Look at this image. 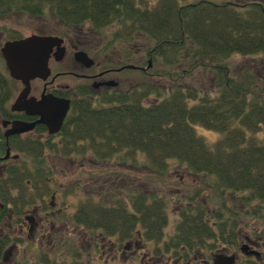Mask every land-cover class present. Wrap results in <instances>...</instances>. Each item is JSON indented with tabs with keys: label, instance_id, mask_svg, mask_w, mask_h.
<instances>
[{
	"label": "trees",
	"instance_id": "obj_1",
	"mask_svg": "<svg viewBox=\"0 0 264 264\" xmlns=\"http://www.w3.org/2000/svg\"><path fill=\"white\" fill-rule=\"evenodd\" d=\"M180 1L140 7L134 0H0V16L51 9L68 27L64 34L87 24L95 31L116 25L109 43L89 49L103 65L143 67L152 60V68L140 71L138 83L128 89L73 102L59 139L40 141L36 152L31 145L16 147L25 158L8 164L0 176V203L10 202L14 210L9 219L0 209V264H126L116 253L134 240L154 259L184 264L195 256L194 264H206L220 252L237 251L242 234L255 238L264 227V143L255 135L264 126V79L248 68L234 76L228 63L234 54L264 56V8L220 4L213 11L209 0ZM130 40L137 43L132 50L116 45ZM198 70L212 74L216 94L190 81ZM197 126L217 132V140H205ZM3 146L0 141V154ZM49 152L71 157L79 167H107L99 176L104 183L92 184L93 193H82L79 181L75 189L59 190L62 198L73 189L79 196L72 212L53 213L49 207ZM126 167L149 171V187ZM130 175L126 183L124 176ZM177 177L197 178L201 185L181 183L186 185L181 194L168 186ZM31 178L35 194L25 186ZM35 204L52 222L46 248L29 242L28 255L4 262L9 246L23 244L8 224ZM66 226L72 235L82 231L91 246L63 237ZM102 241L114 245L112 261L90 256L99 253Z\"/></svg>",
	"mask_w": 264,
	"mask_h": 264
},
{
	"label": "flooded vegetation",
	"instance_id": "obj_2",
	"mask_svg": "<svg viewBox=\"0 0 264 264\" xmlns=\"http://www.w3.org/2000/svg\"><path fill=\"white\" fill-rule=\"evenodd\" d=\"M212 9L214 11V8L220 4L222 5H229L235 9H241L245 10L249 7V5H258L261 8H264V0H209ZM159 2V1H158ZM158 4V3H157ZM73 31V28L70 30ZM74 33L73 37L71 36H64L63 37V43L65 48V55L60 61H56L54 56L51 55L49 59V66L51 69V75L44 81L39 78H34L30 80V91L28 95L26 96L28 98H33L36 101L39 100L43 95L51 94L53 96L67 99L70 101V108L64 118L63 124L61 125L60 129L55 133H49L48 128L46 125L42 123H38V120L40 116L38 114H29L25 110H12V103L14 100L18 97V95L21 93L24 85L20 80H16L12 78L7 70L4 58L0 51V60L3 62V67L0 66V86L3 83H6L4 87L0 89V141L4 144L2 147V152L0 154V176L5 172L6 167L8 164L13 163L14 161L21 160L20 158H25L23 155L24 153L20 150H23V146H26L29 148V146H32V151L36 152V146L45 140L51 138L52 140H56L57 138H60L61 130L64 126V123L67 121V118L69 117L73 102L80 101V99H89L91 101L95 100L96 98L100 97L105 92L113 91L115 89L119 88V84L122 83L118 79L114 80L113 74H119L123 70H118L119 66H106L102 64V61L93 59V64L90 67H86L85 65L81 64L79 61H76L74 59V54L77 51H83L87 53L88 55L91 54V51H89L91 47L90 43L92 40L90 37H88V34L83 31ZM70 57L71 66H66L65 68H61L59 66H51L52 60L55 62H61L64 59ZM65 61V60H64ZM259 63V61H258ZM263 66L264 62L259 63ZM253 65H257L256 61L253 63ZM119 67V68H118ZM77 68L78 72L73 71V69ZM262 68V67H261ZM256 68H253V70ZM55 70V72H53ZM254 72V71H253ZM255 74L258 76V79L263 80L264 77L261 74H258L255 72ZM63 76H73L76 79L80 80V84L76 86L70 87L68 84H61L58 85V79ZM35 88H38L37 90ZM82 89L79 91L78 89ZM85 91L86 94H82ZM81 92V94H80ZM20 122V123H34V126L27 131H23L21 133H13L9 134L8 137H6V134L9 130L12 129L13 124ZM20 146V150H16V147ZM9 149V155L6 156L7 150ZM54 154L56 157L61 159H67L71 160L73 162L71 157L62 156L61 154H55V153H48ZM46 155V156H47ZM47 158V157H46ZM25 186L31 190L32 194H35V187L32 184V178L27 179L25 181ZM62 186L57 188V190H61ZM56 190V191H57ZM58 190V191H59ZM54 193L52 192L50 195V200H48L49 207L54 211L53 213H61L62 211L68 212L66 210L67 205L64 203H60V205L54 201ZM258 203H262L259 202ZM12 203L5 202L0 203V209H4V214L7 213V217L10 219L11 214H13L14 210L12 209ZM65 205V206H64ZM5 206V207H4ZM264 206V205H262ZM50 212V214H53ZM42 214V216H41ZM38 216L40 221L43 222L45 220H48L49 214L46 212H43L39 205L35 204L33 206H30L28 208H25L21 215L17 216L16 222H10L8 224V227L12 230H14L15 234L12 235L13 238L17 239H28L32 241L33 239H29V234L33 232L37 228L36 232V239L35 243L39 245V241L43 242V238L45 235V230L43 225L38 224ZM28 221V222H27ZM261 221H264V217H261ZM29 223V227L27 228V231L25 230V224ZM52 223V222H51ZM11 224H14L11 225ZM16 230V231H15ZM47 230L51 233L50 227L47 228ZM27 232V233H26ZM255 238L251 237L250 235L242 234V239L240 240V245L237 251H224V254L226 255H234L235 256V264L240 261V264H264V227H259L258 231L256 232ZM52 234V233H51ZM28 235V236H26ZM50 237V236H49ZM48 237V238H49ZM134 241H130L132 243ZM112 248H113V244ZM247 245V247L245 246ZM40 246V245H39ZM128 246V244H127ZM242 247H246L245 251L247 254H243L241 252ZM16 249V244H13L9 246V249H6V251L3 253V261L6 263L11 262L13 258L8 259L6 257L7 254H10L11 251ZM114 250V249H113ZM254 252V253H251ZM149 252H147L146 258L147 261L145 264H158L159 261L165 259V258H152L149 256ZM116 257V255H111L109 258L111 261ZM214 258V255L210 257V261H206V264H211L212 260ZM198 257H191L188 261H186L184 264H194L198 263ZM194 262V263H193ZM250 262V263H249Z\"/></svg>",
	"mask_w": 264,
	"mask_h": 264
},
{
	"label": "rangeland",
	"instance_id": "obj_3",
	"mask_svg": "<svg viewBox=\"0 0 264 264\" xmlns=\"http://www.w3.org/2000/svg\"><path fill=\"white\" fill-rule=\"evenodd\" d=\"M158 1L159 0H134L135 4L140 7H145V6L147 7V5L150 7L156 6ZM186 1H193V0H186ZM180 3H185V1L181 0ZM67 28L68 27L66 26V24L62 23L59 20L58 16L49 8H45L43 12L38 13V14L37 13L30 14L27 12L14 11L4 16H0V47L3 45L6 39H8L11 35L27 36L30 34H41V35L63 34V36L73 37L74 36L73 34L76 33V28L74 27L73 31H67L68 33L64 34V31ZM115 29H116V25H111V26H107L105 29L101 31H95V30H92L87 24L83 26L82 31L85 32V34L87 33L88 37H90L91 40L95 41V44L88 48L95 49L96 47H99L100 45L103 46L109 43L112 37V32ZM116 45H122L123 47L126 46L128 48L126 49V51L127 50L129 51V50H132L133 46L136 47L137 43H134L133 40H130V41H125V42H118ZM92 55H93V52H92ZM105 55H107V53H102L101 57H104V58L109 57L108 55L107 56ZM64 60L61 62H55L54 60H52V62L50 63L52 67L59 66L61 68H65L67 65L71 66L70 57ZM110 60H114L115 62V59L111 58ZM255 61L257 65H253ZM258 61L259 63L264 62V56H242L240 54H234L230 57V59L228 60V63L231 68V73H233L234 76H240L243 69L248 68L254 72H257L258 74H261L264 77V64L262 66L258 63ZM0 66L3 67V62H1V60H0ZM253 68H256V69L253 70ZM73 71L78 72L77 68L73 69ZM53 72H55V70H53ZM209 74L212 75L209 71L198 70L195 72L193 78L190 81L194 82L195 85L199 87L200 89L207 91L211 95H214L216 94V89L214 86V81L212 80ZM113 76L115 77L114 80L118 79L120 82H122L119 84V88L121 89H128L130 85L137 84L139 79L141 78L139 71H135V70L122 71L121 73L117 75L113 74ZM80 82H81L80 80L76 79L73 76H63L58 79L57 84L58 85L68 84L70 87H72V86H76L80 84ZM186 83H188V81H186ZM35 89L37 90L38 88H35ZM195 130L198 135H201L205 140H207L210 143L215 142L218 138L217 132L207 129L206 127L197 126ZM255 135L258 140L264 143V126L261 129H259L257 132H255ZM46 157H47V165H49L53 173L51 192L54 193L53 194L55 196L54 201H56L59 205L61 201L65 205H67L66 210L68 211V213L72 212L78 203L79 196L74 190L77 187V185L74 184L75 182L77 183V181H79V183L83 187L81 192L84 194L93 193L92 191L94 192L96 191L97 186L92 185V184H99V183L103 184L104 183L103 180L100 179L101 177L99 176H101L102 170H107V167H103V165L101 164H98V165L91 164L90 166H88L87 165L88 163H86L87 166L79 167V165H77L74 162H71V160L58 158L54 154H49ZM129 170H130V167L124 168L125 172L129 173ZM130 172L132 173V175H135L133 179H135L138 183H141L145 188L149 187V185H147L148 180L146 179L149 176V171H147L146 169H138V170L136 169V170H130ZM89 176L91 178H89ZM182 178L184 177H181V178L177 177L176 181L172 182V185H168L170 189L173 188V189L181 190V194H182L183 193L182 189L186 185H182L181 183H184V184L186 183L194 184L195 183L197 185H201L200 179L193 178V177H187L184 180ZM124 179L123 180L126 183H130L132 176L131 175L124 176ZM92 181H95V182L92 183ZM61 186L62 188H69L71 186L72 188H74L73 189L74 192H70L67 196L62 198L63 192L58 191L59 189L57 190V188ZM69 189H66L65 191H68ZM50 195L51 193L48 194L47 201L50 200ZM173 220H174V216L172 214L170 217V222H169L168 229H167L168 232H170L171 230ZM37 222L39 225L42 224L45 230V235L43 238L44 240L43 242L39 241L40 246L38 244L37 246H39L40 248H46L45 245L48 243L47 239H49L48 237L51 235V233L47 230V227L51 223L50 222L45 223L42 220L40 221L39 216H38ZM24 227H25V230L27 231V228L29 227V223H26ZM71 230L72 229L69 228V226H66V228L62 231V233H64L62 236L63 237L64 236L65 237L74 236V238L78 239L80 245L83 244L84 246L88 248L91 246L92 240L88 239V237H86V235L82 231L74 232V234L72 235L70 234ZM36 232H37V228H36ZM36 232L34 229L33 232L29 234V239H33L32 241L26 238L22 239L23 244H16V249L11 251L10 254H7L6 257L8 259L10 258L14 259L16 257L23 258L24 256L28 255L27 246L29 245V242L30 243L36 242L35 241ZM123 247L124 248H122L116 253L117 256L119 257L122 255L121 256L122 259L119 261L120 263L127 262L126 264H133V262L135 261L137 264L139 260H144V264L146 263L148 258H143L145 254H147V248L145 246H142L140 243H137L134 240V242L132 243H130V241L124 242ZM98 251L99 253H97L96 251H94V253L90 252V256L91 257L97 256V259L99 260V257L102 255V260H103V259H109L111 255H115V252L112 248L111 243L106 242V241H102V243L98 246ZM158 264H170V262H168L166 259H163L159 261ZM237 264H240V261H238Z\"/></svg>",
	"mask_w": 264,
	"mask_h": 264
},
{
	"label": "water",
	"instance_id": "obj_4",
	"mask_svg": "<svg viewBox=\"0 0 264 264\" xmlns=\"http://www.w3.org/2000/svg\"><path fill=\"white\" fill-rule=\"evenodd\" d=\"M62 43L63 39L59 36L30 34L20 39L6 41L1 47V54L10 76L20 80L24 85L21 93L12 103V110H25L29 114H38L40 116L38 123L46 125L49 133H55L60 129L70 108V101L51 94H42L37 101L33 98L27 99L26 96L30 91V80L39 78L45 81L51 75L49 66L51 55L56 61L62 60L65 55V48ZM74 59L86 67H90L94 62L83 51H77L74 54ZM151 66L152 62L149 59L147 68ZM135 68L136 66L127 64L118 70ZM33 126L34 123L17 122L7 132L6 137L9 134L30 130ZM8 155L9 149L4 158ZM245 246L247 247V245ZM246 247L241 249L244 254H247ZM235 259L234 255L218 254L213 259V264H235Z\"/></svg>",
	"mask_w": 264,
	"mask_h": 264
},
{
	"label": "bare ground",
	"instance_id": "obj_5",
	"mask_svg": "<svg viewBox=\"0 0 264 264\" xmlns=\"http://www.w3.org/2000/svg\"><path fill=\"white\" fill-rule=\"evenodd\" d=\"M183 263V262H182Z\"/></svg>",
	"mask_w": 264,
	"mask_h": 264
}]
</instances>
